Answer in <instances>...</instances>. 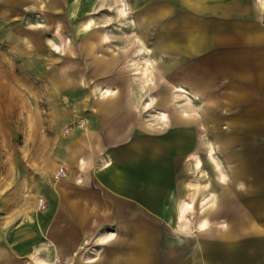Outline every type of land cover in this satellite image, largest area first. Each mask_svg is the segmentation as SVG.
<instances>
[{"label":"crops","instance_id":"obj_1","mask_svg":"<svg viewBox=\"0 0 264 264\" xmlns=\"http://www.w3.org/2000/svg\"><path fill=\"white\" fill-rule=\"evenodd\" d=\"M260 14L256 0H0L1 39L50 78L55 128L4 188L0 264H264Z\"/></svg>","mask_w":264,"mask_h":264},{"label":"rangeland","instance_id":"obj_2","mask_svg":"<svg viewBox=\"0 0 264 264\" xmlns=\"http://www.w3.org/2000/svg\"><path fill=\"white\" fill-rule=\"evenodd\" d=\"M27 47L11 46L0 36V215L4 188L18 181L21 165L34 163L37 148H50L55 133L46 107L51 100L50 78L36 69L39 56ZM136 78L140 84L148 82L146 76ZM66 128H61L63 134Z\"/></svg>","mask_w":264,"mask_h":264},{"label":"built area","instance_id":"obj_3","mask_svg":"<svg viewBox=\"0 0 264 264\" xmlns=\"http://www.w3.org/2000/svg\"><path fill=\"white\" fill-rule=\"evenodd\" d=\"M257 3L261 6V14H260V21L262 23V25L264 26V0H256ZM77 125L79 127H83L84 126V122L82 121H78ZM69 128L67 127L65 130V133L68 132ZM65 176V168L63 167H59L57 169V171L55 172L54 178L55 179H59ZM37 209L39 211H45L46 210V204L42 199H38L37 201ZM55 264H62L61 261L58 259L56 260Z\"/></svg>","mask_w":264,"mask_h":264},{"label":"bare ground","instance_id":"obj_4","mask_svg":"<svg viewBox=\"0 0 264 264\" xmlns=\"http://www.w3.org/2000/svg\"><path fill=\"white\" fill-rule=\"evenodd\" d=\"M180 92H185L183 89H181V91ZM22 222V221H21Z\"/></svg>","mask_w":264,"mask_h":264}]
</instances>
